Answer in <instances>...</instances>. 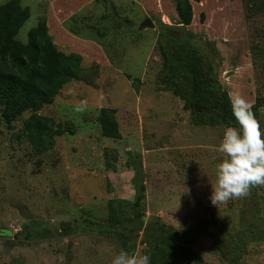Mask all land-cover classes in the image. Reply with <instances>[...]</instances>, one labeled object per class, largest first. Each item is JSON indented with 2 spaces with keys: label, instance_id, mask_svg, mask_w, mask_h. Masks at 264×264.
Segmentation results:
<instances>
[{
  "label": "rangeland",
  "instance_id": "obj_1",
  "mask_svg": "<svg viewBox=\"0 0 264 264\" xmlns=\"http://www.w3.org/2000/svg\"><path fill=\"white\" fill-rule=\"evenodd\" d=\"M20 3L30 12L17 34L23 43L43 18L50 20L48 31L56 32L62 17L59 12L50 19L56 5L85 4L65 13L62 23L78 38L64 51L81 53L83 71L38 111L66 130L54 137L51 150L36 154L21 133L30 111L11 123L0 117V264H110L123 248L107 235V202L132 201L136 166L144 172V222L158 217L180 231L212 217L231 230L251 226L260 234L247 242L236 264H264V186L254 187V196L211 203L224 126L193 124L185 84L170 85L160 73L157 40L161 24L174 23L173 0ZM50 5L55 10L48 14ZM192 7L193 42L205 55L210 54L206 40L215 46L218 78L229 96L239 94L251 104L259 99L255 117L264 129V0L252 6L242 0H201ZM145 18L152 28L141 25ZM90 41L94 48L83 44ZM126 75L140 80L137 91ZM80 101L86 105L77 112ZM101 107L116 109L119 140L101 136ZM177 245L189 251L190 262L229 264L210 238L188 234ZM134 246L133 252L143 254V236Z\"/></svg>",
  "mask_w": 264,
  "mask_h": 264
},
{
  "label": "trees",
  "instance_id": "obj_2",
  "mask_svg": "<svg viewBox=\"0 0 264 264\" xmlns=\"http://www.w3.org/2000/svg\"><path fill=\"white\" fill-rule=\"evenodd\" d=\"M242 1L246 6H252L257 0ZM173 2L176 13L174 23L161 24L157 40L162 59L160 73L170 85L177 80L185 84L187 108L193 124L230 125V96L219 81L218 64L215 62L218 51L206 40L210 54L205 55L193 42L196 35L188 29L193 17L192 2L200 0ZM29 15V8L21 5L20 0H0V117L5 123H11L25 111H30L23 121L21 133L36 154H43L53 148L54 137L66 130L38 111L53 103L67 82L79 78L83 71L82 57L76 52L65 53L55 45L44 18L28 31L25 43L18 40L17 34ZM203 19L201 13L200 20ZM126 78L137 91L140 80L130 75ZM260 106L256 98L252 103L255 116ZM115 114L116 109L111 107L98 110L102 137L112 140L121 138ZM131 180L134 191L131 202L120 200L119 205L114 200L107 202V235L130 252L134 251L135 239L143 236L145 248L142 253L150 255V264H211L202 260L190 262L189 251L177 245L188 234L212 239L219 258L236 264L246 253L247 242L254 241L260 234L251 226L228 229L214 217L187 224L182 231L158 217L144 222L146 186L140 166L133 168ZM250 193L254 196V188ZM255 208L254 215L257 217Z\"/></svg>",
  "mask_w": 264,
  "mask_h": 264
},
{
  "label": "clouds",
  "instance_id": "obj_3",
  "mask_svg": "<svg viewBox=\"0 0 264 264\" xmlns=\"http://www.w3.org/2000/svg\"><path fill=\"white\" fill-rule=\"evenodd\" d=\"M232 123L226 125L216 145L214 183L210 201L213 205L245 198L252 188L264 186V129L256 119L252 104L239 94L229 97ZM80 101L75 111L84 110ZM149 254L120 249L110 264H150Z\"/></svg>",
  "mask_w": 264,
  "mask_h": 264
},
{
  "label": "crops",
  "instance_id": "obj_4",
  "mask_svg": "<svg viewBox=\"0 0 264 264\" xmlns=\"http://www.w3.org/2000/svg\"><path fill=\"white\" fill-rule=\"evenodd\" d=\"M53 4H51V5H53ZM67 6H68V4L63 5L62 8L60 9V6L56 5L55 8H56V10H58V12H56V13L54 11L55 8L53 7L54 9H52V6H51V9L49 7L50 11H48V14H50L51 12L54 11L53 12L54 14H50L52 16L50 19H52L53 16H56V14L59 12H61V14H62V17H60V20H58L56 22V24H57V27L55 29L56 32L53 30H49V33L51 34V36H53V38H52L53 42L62 51L69 50V47L71 48V46H69L68 43L72 42V41L75 42V40L78 39V38L74 37L72 34H70L69 32H67L65 30V28L62 26V23L64 22V20L69 16V15L68 16H63V15H65V13L75 12V11L81 10L85 6V4L70 3V7H67ZM56 17L58 18V16H56ZM192 20H193V17H192ZM49 22H50V20L49 21L47 20V26L48 27H49ZM79 42H81V41H79ZM83 44H85V46H87L88 48H94V45H93V43H91V41L90 42H83ZM70 51L79 53L78 51H72V50H70ZM79 54H81V53H79Z\"/></svg>",
  "mask_w": 264,
  "mask_h": 264
},
{
  "label": "water",
  "instance_id": "obj_5",
  "mask_svg": "<svg viewBox=\"0 0 264 264\" xmlns=\"http://www.w3.org/2000/svg\"><path fill=\"white\" fill-rule=\"evenodd\" d=\"M142 26H146V27H150L152 28L153 27V23L151 22V20L149 18H145L143 21H142Z\"/></svg>",
  "mask_w": 264,
  "mask_h": 264
}]
</instances>
